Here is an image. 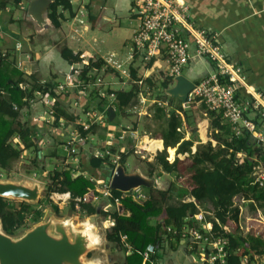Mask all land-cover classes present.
<instances>
[{
  "label": "trees",
  "instance_id": "16d2710c",
  "mask_svg": "<svg viewBox=\"0 0 264 264\" xmlns=\"http://www.w3.org/2000/svg\"><path fill=\"white\" fill-rule=\"evenodd\" d=\"M5 0H0V7ZM17 5L20 0H12ZM68 9L73 16L71 5L68 0H51L48 8V18L53 27L59 28L64 19L62 11ZM136 52V51H135ZM61 58L71 66L78 67V78L88 80L92 78L94 72L98 71L101 61L93 58L86 59L81 51H74L66 44L59 47ZM136 70L131 69V79L136 80ZM72 72V70H71ZM75 72V71H74ZM73 72V73H74ZM151 77L145 78L147 85L152 86ZM171 82V78H170ZM170 82L160 83L158 93L155 99L163 102L170 101L174 97L164 93L165 87ZM198 82V81H195ZM56 82L41 79L35 73L26 74L21 70L17 63L6 56L0 54V168L9 170L14 162L21 158L20 149H16L11 139L18 136L23 149L33 148L35 153L36 141L34 132L30 126H25L20 115L23 109L33 107L35 102H40L44 96L69 100L71 97H77L76 91L62 92L58 94L54 91ZM139 87L133 83L128 90H115V105L118 109H124L129 102L137 96ZM85 99V103L83 100ZM177 107L170 108V103L165 106L157 103L152 104L153 118L157 126L152 132H147L150 137L158 138L163 141V149L158 151L151 162H146L149 167L148 175L152 176L155 166L160 167L167 173H176L177 179L181 183L176 187L174 183H169L165 189L148 188V195L145 200L138 202L130 196H121V192L111 189L112 196L108 199L115 205L114 198L119 200L118 207L111 212H102L110 219L111 226L106 231V240L114 244L123 252L121 261H115L112 264H143V252L148 244H157V251L147 259L144 264H153L152 262L160 259V252L163 245V238L160 234V226L163 221L167 225L179 227L184 219L192 216L200 209L210 212L207 219L212 225V238L224 236L228 239L227 255L224 264H245L244 255L264 252V226L259 229H249L246 235H243L239 226V208L233 205L232 198L240 195L249 199L250 206L253 208L264 209V185L255 182V167L258 163H264V150L248 134L236 136L231 131L229 124L223 122L221 114L214 111H205L208 116V137L205 143L194 144L192 137L185 136V128L190 126L188 113L184 109V102L178 99ZM171 102V101H170ZM79 103L85 104V109H89L87 97H80ZM103 103V101H100ZM54 114L58 123L60 116L74 121L76 117L69 115L64 111L59 102L55 104ZM170 109V112L168 110ZM182 114H181V113ZM258 119H255L257 121ZM81 139L86 134L94 132V128L84 130L78 126ZM60 132V131H59ZM49 135L44 139L54 142L62 140L59 135ZM56 133V131H55ZM82 141V140H81ZM214 141V144L212 143ZM79 142L80 152H86L83 144ZM195 146V150H193ZM174 149L175 158L171 161L170 153ZM180 158L178 154H185ZM237 153H242V160H239ZM36 159V155L34 156ZM107 157H101L92 154L88 159L79 158L77 171L80 174L71 172L69 169H54L49 177L46 192L49 196L52 192H69L70 207L74 210L75 199L78 201L80 213L91 215L96 212L95 205L92 204L95 180L104 179L107 170L104 167V161ZM121 161H125V155L122 154ZM43 162L39 166H43ZM94 179V181L91 180ZM175 193L180 199L176 203H169V197ZM187 197L188 199H186ZM86 198L85 200H82ZM18 207L14 206L13 201L0 197V219L3 230L11 235L24 226L27 214L30 213V205L23 201H17ZM203 207V208H201ZM54 211L58 212L56 206ZM31 221L38 222L42 218V211L35 209L31 214ZM190 225H192L189 222ZM167 239L174 238L175 243L179 244V235L168 234ZM174 250L176 245L171 243ZM208 264V263H204ZM212 264H219L215 261Z\"/></svg>",
  "mask_w": 264,
  "mask_h": 264
},
{
  "label": "built area",
  "instance_id": "2783aa9c",
  "mask_svg": "<svg viewBox=\"0 0 264 264\" xmlns=\"http://www.w3.org/2000/svg\"><path fill=\"white\" fill-rule=\"evenodd\" d=\"M131 1L133 11L138 16L139 23L131 37L132 49L129 57L132 58L135 51L139 54L142 53L146 59H150L156 55L165 56L169 65V76L174 81L175 77L182 74L183 68L190 60L208 59L213 64V70L201 77L197 83H194V87L188 93V98L198 99L202 102L205 106V111L220 113L223 122L230 125L234 135L248 134L264 150V92L253 89L246 83V77L243 74L241 66L235 62H231L224 55L219 47L217 36L204 29H197L190 23L188 19L189 6L183 0ZM106 61L119 70L127 81H131L139 87L134 100L138 101L140 105H130L132 111L137 113L138 116L148 114L146 102L150 104L157 103L161 106L166 104L159 99H155V97H147L150 100L147 101L148 99L142 95V88L146 86L145 78L147 76H142L136 80L130 79L128 67H122L123 63L115 59L113 54H110L106 58ZM98 84H101L100 78L91 81L90 79L83 80L76 77L74 81L69 82L66 80L63 83H59L56 89L58 92L76 91L75 93L78 96L75 99L78 100ZM76 89L79 90L77 91ZM100 94H103V92H100ZM107 97L114 100L115 95L113 92H110ZM41 101L43 104H47L46 107H48L45 109V115L41 118L51 125L54 124L56 121L53 108L54 97L47 95ZM82 118L84 120L87 118L89 122L80 121L79 117L75 122L81 125L84 130L88 129L93 123L101 122L96 112L91 113L86 109H83ZM255 119L258 120L255 121ZM58 125L60 128L59 135L63 138L65 137L63 128L65 126L67 132L71 126V122L64 117H59ZM69 132L71 136L68 141L65 140V145L67 144V148L75 150L73 145L76 142H82L83 139H81L79 131L76 129L69 130ZM34 139L36 141V138ZM45 141L48 142L47 139ZM126 141L131 143V147L124 152L128 153L130 150L145 162L152 161L156 153L162 149L161 139L152 138L145 131L134 127H121L114 142L118 144ZM116 144L113 143L111 138L106 139L104 143L99 145L94 154L107 157L110 154V147L113 148ZM38 151L36 153L37 158H39ZM178 156L181 157L182 155L178 154ZM170 157L171 161L175 158L174 150L170 154ZM237 157L239 160H242V153H237ZM119 159L120 155L117 154L104 161L107 175L111 174L112 176L114 174L119 164ZM91 180L94 181L93 178ZM255 182L260 186L264 185V163L262 162L258 163L255 167ZM94 190L96 191V195H93L94 199L100 194L104 197H111L109 181H106L105 178L95 180ZM126 195H129L138 202L145 200L147 197L143 193L141 185L135 186L129 191H122L120 197ZM49 196L54 202L56 201L55 199H64L63 203L68 204L70 201L69 192H52ZM85 199L83 198L82 200ZM80 200V198L75 199L74 211H79L77 203ZM114 200L118 204L119 200L117 198ZM232 200L233 205L239 208V226L244 234V231H249L250 228L249 224L245 228L241 223V215L246 210L244 203L247 202V199L236 195ZM197 208L196 212L192 216L185 218L179 227L167 225L163 221H160V234L164 239L163 241H166L167 235L170 233L179 235L182 246L186 247V249L188 247L189 250L191 248L198 250L199 258L196 264H212L215 261H218L219 264H224L228 252V239L224 236L212 238V225L207 219V216L211 214L209 211L200 209V207ZM249 220L261 222L262 218L260 213H258L257 216ZM111 223L110 221V225ZM157 248V244H148L146 246L143 252V264L155 253ZM189 253L186 255L187 259L193 262L191 258L193 256L191 252ZM243 262L245 264H264V252L254 253L252 256L250 254L244 255Z\"/></svg>",
  "mask_w": 264,
  "mask_h": 264
},
{
  "label": "rangeland",
  "instance_id": "374dc122",
  "mask_svg": "<svg viewBox=\"0 0 264 264\" xmlns=\"http://www.w3.org/2000/svg\"><path fill=\"white\" fill-rule=\"evenodd\" d=\"M91 0H78L73 3L74 11L76 13L75 20L72 22V25H69V28L75 32V34L79 35V38H74L71 42V40L68 41L70 45H72L73 48L81 49V53H85V58H93L94 60L101 61L102 67L99 68L98 71L91 74L93 77L89 78L91 81L96 80L97 78L101 79V84H98L94 88H92L86 95L87 102L89 103L88 108L86 110H89L91 113L96 112L99 116V119L101 122L94 123L91 127L94 128V132L87 134L84 138L85 141H87L90 145V151L88 152H80V148L76 143L73 145L75 150L73 148H67L65 145V140L68 141L71 134L69 130L77 129L76 122H71V126L66 132L65 126L63 128L65 137L62 138V140H54V142H46L44 137L52 135L51 131H45V129H38L37 132L39 133L36 135V149H39L38 151V157L34 159L35 156V150L33 148H30L26 151H22L21 158L14 162L13 166L9 170H4L0 168V180H8V181H14V182H20L23 181L27 184H31V182L38 180L42 182V192H40L39 200L37 203H28L30 205V213L27 214L25 224L23 227H21L19 230L16 231V235L22 233L24 230L30 228L34 225V223L31 221L30 214L35 209H40L42 211V218L43 220L48 210H52L53 214H55L56 217H65L66 215L71 214V217L74 219V221H80L81 219H84L87 217L85 213H80V211H74L73 209H70V206L68 203H63V200L55 199L54 202L50 196L47 195L46 187L47 184L50 182L49 177L46 176V174L49 172L51 175V171L54 169L61 170V169H69L72 173L77 171L78 169V163L80 154L81 157H84L85 159H88L90 155L93 153H96L98 145L104 143L106 139L111 138L113 143L116 144L115 139L116 135L118 134L119 129L123 125H128L132 127H136L139 130H146L147 132H152L156 126L157 123L155 119L153 118L152 114V105L149 102H146L145 105L148 107V110H151L150 116H141L138 117L136 113L132 111V107L130 105H137L139 106L140 103L136 100H133L130 105L126 106L124 109H118L115 105V101L112 99H109L107 95L113 90L117 88H123L125 90H128L131 87V83H124L120 84V82L124 79L119 72L114 68V66L106 63L104 58H102L101 54H103L106 51L115 50L116 52L112 51L108 53L105 58H107L110 54L114 55V58L116 59V53L120 52L118 50H122V52H129L132 49V43L129 38L130 28L132 25L128 24L127 29H122V32H107L105 35L109 38L108 45H101L100 38L97 39V41L93 40V34L91 33V27L89 26V23H87V15L85 12V6L83 4H86L90 2ZM21 2V4H20ZM20 2L15 5L13 4L12 0H9V2L4 1V5L0 7V23L2 30H0V54H6L7 57L12 58L16 63L19 60L20 65L18 67H29V65L33 62V58L38 56L39 58L42 55V52L44 50H47L48 48H56L59 49L60 45L66 44V40L62 36V30L60 28L55 29L50 22V20H47V24L42 27H36L35 28V21L31 18L27 17L28 14L26 13V10L24 9V6H26L27 0H20ZM5 9V10H4ZM124 16L120 17L118 20L120 21L121 25L125 27L126 22L128 23L130 20V17H128V12L123 11ZM12 16H15L16 19L12 21ZM34 21V22H33ZM16 22V24L14 23ZM15 24V33L10 32L9 30H6V26L9 29H12L10 24ZM136 24V23H135ZM117 26V25H115ZM5 31V32H4ZM94 34H96L94 32ZM77 41V42H75ZM20 43L21 49L16 50L14 47L15 43ZM99 43V48L102 50V53H94L93 50H91L92 53L87 51V47L90 45H94V43ZM95 46V45H94ZM18 49V48H17ZM79 51V50H78ZM118 60V59H117ZM132 58L129 57L124 63L126 65L132 63ZM37 60L34 59V62L36 63ZM119 61V60H118ZM122 62V61H120ZM190 64V63H189ZM188 64V65H189ZM144 65V62L141 61V64H139L138 67H141ZM186 65L185 67H187ZM75 67H81V65L77 64ZM185 67L182 70V75H187L188 72L185 71ZM79 69V68H78ZM197 70V66L194 67V71ZM75 77H78V72H74ZM62 80V78H60ZM158 76L153 81V85L149 86L146 84V86H143V93L142 95L148 99V98H154L158 93L162 91H158V85L159 82ZM113 87V88H112ZM77 91L79 89H76ZM100 92H103V94H100ZM106 94V95H105ZM105 95V97H104ZM148 97V98H147ZM179 98H173L169 101L170 108L173 109V107H177L179 104L178 101ZM100 101H103V103H100ZM147 101H150L149 99ZM61 108L69 113V115L77 114L80 118V121H84L85 123H88L89 120L86 118L85 120L83 117V109H85V104L79 103L73 99H70L67 101V106H65L62 103H59ZM184 109L188 113V120L190 122V126L186 127L184 132L186 137H192L195 141V145L199 143H205L210 138L208 137V116H206L205 113V106L202 102H200L198 99H189L186 100L183 104ZM111 106L113 108V111L115 115L113 118H109V115L107 113V107ZM83 108V109H82ZM21 116V115H20ZM205 121L206 123V138L203 140L198 133H196L195 127H199V124ZM200 128V127H199ZM203 128V127H202ZM200 128V129H202ZM198 129V128H197ZM203 130V129H202ZM53 132L56 131V134L60 131L59 125H55V129H52ZM79 131V130H78ZM44 136H42V134ZM11 142L18 146L17 142L14 140V138L11 140ZM214 144V141L212 142ZM120 144V147L117 145H114L113 148L110 147V154L107 156V160L117 155L118 151H125L128 149L129 144ZM22 147V144H20ZM97 145V146H95ZM125 145V146H123ZM194 147V146H193ZM20 148V147H19ZM185 155L182 154L181 158H184ZM43 162V166H39V163ZM127 165H125V169L127 172H131L135 167L139 168L142 172L148 173L149 167H147L142 159H139L137 156L134 157L133 154L127 155ZM154 175L157 176L158 181L164 184V189L168 187L169 183H174L176 187H179L181 183L177 179L176 173H167L163 171L160 167L155 166L154 169ZM36 173V174H35ZM147 189L143 190V193L146 194ZM174 193V192H173ZM96 195V193L94 194ZM92 204L95 205V207L99 210V220H103V222L106 224V226L110 225V220L107 215H103L102 212H111L114 209L118 207V204L113 205L108 198L102 196L100 194L97 198H91ZM10 200V199H9ZM178 199L175 196V193L169 197V203H176L178 202ZM10 201H13L15 204L14 206L19 205L17 201L21 200H14L11 199ZM54 206L58 208V212L54 211ZM203 208V207H201ZM259 209V208H258ZM261 212L264 213V209H259ZM244 215L248 216H254L256 214V210L250 206V204H246V211L243 213ZM40 220V221H41ZM244 221V218L241 219V221ZM242 221V222H243ZM241 222V223H242ZM254 225V222H252ZM258 224V223H257ZM255 227V225H254ZM259 226H257L258 228ZM256 227L254 229H257ZM260 230L263 231L261 227H259ZM103 245L105 243H108V247L103 249L101 246L98 248H94L90 250L88 255L85 258H90L93 255H98L100 259L104 261V264H112L115 261H121L123 258V252L119 248H117L114 244L107 242L106 240H102ZM171 243L176 245V248L172 250ZM185 249L183 246H179L175 243L174 238L168 239L163 245L161 246L160 252L162 253V256L160 259L156 260L157 264H185V262L189 263L187 256L184 254L186 251H182L181 249ZM187 249H189L187 247ZM178 252H180L183 255L184 261L178 257ZM195 258H197L196 254H192ZM107 260V261H106ZM161 260V262L159 261Z\"/></svg>",
  "mask_w": 264,
  "mask_h": 264
},
{
  "label": "crops",
  "instance_id": "0c3cea01",
  "mask_svg": "<svg viewBox=\"0 0 264 264\" xmlns=\"http://www.w3.org/2000/svg\"><path fill=\"white\" fill-rule=\"evenodd\" d=\"M9 2V0H5ZM28 1V0H27ZM71 5V10L73 12V16L70 15L68 9L60 10L64 16V19L61 21V26L59 27L60 30L63 32L61 33L64 39L66 40V45L72 48L75 52L81 51V49H75L68 43L69 40H73L74 38H79L78 34H75L69 28V25H72V22L75 20V11L73 7V3L75 1L68 0ZM189 6V14L188 19L190 23L197 29H204L211 34H215L219 41V47L221 51L226 55V57L231 61L239 64L242 68L243 74L246 77V83L253 89H257L258 91L264 92V0H183ZM14 4V3H13ZM21 4V2H20ZM5 6V4H2ZM85 6V12L87 15V23L91 27V33L94 35L93 40L97 41L100 38L101 45H108L109 38L105 35L107 32H115L117 31L122 32V29H127V25L130 24L132 27L130 28L129 38L131 40L133 31L137 27L139 23L138 16L133 11V4L131 0H91L90 2L83 4ZM6 7V6H5ZM8 8V7H6ZM24 9L26 10L25 6ZM5 10V9H4ZM123 11L128 12V17H130L129 22L125 24L123 27L118 20L120 17L124 16ZM29 17V15L27 16ZM48 17V13H47ZM31 18V17H29ZM12 21L16 19L15 16H12ZM32 19V18H31ZM33 20V19H32ZM49 20V18H48ZM34 22V21H33ZM16 24V22H14ZM35 23V28L39 25ZM136 23V24H135ZM10 24V23H9ZM15 24H10L12 29H9L6 26V30L10 32L15 31ZM37 25V27H36ZM117 25V26H115ZM42 27V26H39ZM55 28V27H54ZM58 29V28H55ZM2 30V28H0ZM5 32V31H4ZM94 32L96 34H94ZM16 34V33H15ZM74 41V40H73ZM77 42V41H75ZM73 43V42H72ZM99 43L95 42L94 45H90L87 47V51L92 53H102L101 49L99 48ZM20 43H15L14 47L16 50L21 49ZM18 48V49H17ZM116 52L115 50H111L110 52ZM120 52L116 53V59L122 61V67H128L129 71L131 69H135L136 76L142 77L147 76L150 80H155L158 76V82L166 83L170 82L169 76V65L165 58V56L156 55L150 59H146L142 53L134 52L132 56V63L126 65L124 61L129 58V52H122V50H118ZM109 51L104 52L101 54L102 58L110 53ZM82 55L85 56V53L82 52ZM34 59L37 60L36 63ZM104 60V59H103ZM141 61L144 62V65L138 67L141 64ZM190 63V64H189ZM189 65L185 67V71L188 72V76L185 75L191 81H199L201 77L207 75V73L213 70V64L205 58L201 59H192L189 61ZM17 65H20L19 60L17 61ZM197 66V70L194 71V67ZM23 70L26 74L35 73L41 79L44 80H53L58 85L59 83H63L66 80L71 82L75 80L76 72L75 68L78 67L71 66L66 61H64L60 54L59 49L56 48H48L42 52L41 57L38 56L33 58V62L29 65V67H19ZM184 69V68H183ZM72 70V72H71ZM120 74V73H119ZM123 78L124 76L120 74ZM62 78V80L60 79ZM172 80V79H171ZM127 81L125 78L120 82V84H124ZM159 86V85H158ZM113 88V87H112ZM131 88V87H130ZM129 88V89H130ZM70 89V88H69ZM115 90H125L123 88L113 89ZM61 94L62 92L59 91ZM55 100V98H54ZM77 102L79 100L73 99ZM59 103L64 104L67 106L68 100H63L57 98L55 100V104ZM85 103V99L83 100ZM47 104H43L42 101L36 102V104L31 108L23 109L21 111L20 120L25 126H30L36 135L39 133L37 132V128L45 131H51V134L56 135L52 129H55V126L51 125L50 123L43 120L41 117L45 115V109ZM83 109V108H82ZM170 112V109L168 110ZM181 113V112H180ZM69 114V113H68ZM182 114V113H181ZM115 115V113H114ZM202 129H200V128ZM199 129L203 132V136L200 132H196L200 135V137L204 140L206 138V123L202 121L199 124ZM42 134V133H41ZM44 136V134H42ZM45 137H48L45 136ZM14 140L18 143L14 145L16 149H20L22 151H26L28 149H23L20 144L18 136L13 137ZM12 138V139H13ZM11 139V140H12ZM50 143V141L48 140ZM130 143L129 141H126ZM97 146V145H95ZM162 146V143H161ZM20 147V148H19ZM85 149L90 151V145L86 144ZM195 150V146L193 147ZM21 151V152H22ZM249 202H245L244 206ZM256 210V214L254 216L244 215L245 211L241 215V219L244 218L242 222L243 227L246 228L247 224L250 225L249 229H254L257 226H264V213L261 212L257 207L254 208ZM260 213L261 215V222H257L252 219L253 217L257 216ZM254 222V225L253 223ZM258 223V224H257ZM247 231H244L243 235H246ZM179 245V244H178ZM181 245V244H180ZM179 245V246H180ZM186 249V247H185ZM185 249H181L183 252ZM186 253L191 252L192 254H196L197 258L194 256L191 257L193 262L192 264H196L199 253L198 250L192 249L185 251ZM184 252V254H185ZM178 257L181 258L183 261V255L178 252ZM186 255V254H185ZM161 262V260H159ZM157 263V262H156ZM185 264H188L184 261Z\"/></svg>",
  "mask_w": 264,
  "mask_h": 264
},
{
  "label": "water",
  "instance_id": "95a60500",
  "mask_svg": "<svg viewBox=\"0 0 264 264\" xmlns=\"http://www.w3.org/2000/svg\"><path fill=\"white\" fill-rule=\"evenodd\" d=\"M50 3L51 0H28L26 13L39 26H45ZM193 87L191 80L179 75L175 77L174 84L165 89V93L185 101ZM54 91L59 93L57 89ZM107 111L109 118H113L112 107H108ZM195 130L199 132L197 127ZM109 180L110 188L120 191H129L138 185L163 189L162 183L142 175L138 169L126 173L121 164L117 165L112 176H106V181ZM42 188V182L38 180L31 184L0 180V197L37 203ZM98 212L97 209L96 213L74 221L71 214L56 217L52 210H48L43 220L17 235L6 233L0 219V264H104L98 255L85 258L94 248L108 247V243L103 245L102 240H106L105 234L109 227L99 220Z\"/></svg>",
  "mask_w": 264,
  "mask_h": 264
},
{
  "label": "clouds",
  "instance_id": "9594fccd",
  "mask_svg": "<svg viewBox=\"0 0 264 264\" xmlns=\"http://www.w3.org/2000/svg\"><path fill=\"white\" fill-rule=\"evenodd\" d=\"M74 1H78V0H74ZM104 60L106 61V58H104ZM106 63H108V62L106 61ZM108 64H110V63H108ZM110 65H111V64H110ZM112 66H113V65H112ZM114 68H115V67H114ZM115 69H116V68H115ZM116 70H117V69H116ZM117 71L121 74V72H120L119 70H117ZM129 72H130V71H129ZM181 75H182V74H181ZM130 76H131V73H130ZM183 76H184V75H183ZM170 77H171V76H170ZM138 78H140V77H138ZM130 79H131V77H130ZM171 79H172V80H171V82H170V84H169L168 87H171V86L174 84V82H175L174 79H173L172 77H171ZM187 79H188V78H187ZM192 82H193V83H197V82H195V81H192ZM128 83H131V85L133 84V82H131V81L128 82ZM56 86H57V85H56ZM168 87L163 88L164 91H165V89L168 88ZM54 89H56V87H55ZM112 91H114V90H112ZM56 93H57V92H56ZM58 94H59V93H58ZM82 97L86 98L85 95H83ZM170 97H173V96H170ZM135 98H136V97H134V98L129 102L128 105H130V103H131ZM174 98H179V97H174ZM70 99H75V97H71ZM70 99H69V100H70ZM179 99H180V98H179ZM189 99H190V98L187 97L186 100H189ZM78 100H79V99H78ZM186 100H185V101H186ZM54 101H55V100H54ZM167 102H169V101H166L165 103L167 104ZM35 104H36V103H34V105H35ZM166 104H165V105H166ZM34 105H33V106H34ZM151 105H152V104H151ZM165 105H164V106H165ZM42 106H43V103H42ZM109 107H111V106H109ZM53 108H55V107H54V103H53ZM107 108H108V107H107ZM112 109H113V108H112ZM151 110H152V109H151ZM151 110L149 109V110H148V114H145V115H146V116H150V114H151ZM54 111H55V109H54ZM168 112H169V111H168ZM107 113H108V115H109V112H108V111H107ZM134 113H135V112H134ZM152 113H153V111H152ZM136 115H137V113H136ZM145 115H140V116L137 115V116H138V117H141V116H145ZM72 116L76 117L74 121H70V120H68V119L65 118V117H64V118L67 119V120L70 121V122H75L76 119L78 118V115H77V114H74V115H72ZM60 117H63V116H60ZM57 124H58V123H57ZM76 124H77V123H76ZM93 124H94V123H93ZM93 124H92V125H93ZM52 125H53V124H52ZM92 125H91V126H92ZM78 126H81V125L77 124V129H76L77 131H78ZM91 126L89 127L90 129L92 128ZM126 126H128V125H123L122 127H126ZM128 127H132V126H128ZM89 128H88V129H89ZM134 128H136V127H134ZM88 129H86V130H88ZM143 131H145V132L147 133L146 130H143ZM147 134H148V133H147ZM86 135H87V134H86ZM117 135H118V134H117ZM148 135H149V134H148ZM149 136H150V135H149ZM85 137H86V136H85ZM83 141H85V140L83 139ZM85 142H86V143L83 144L84 148H86V147H85L86 144H89L87 141H85ZM78 143H79V142H76V145H78ZM125 143H127V142H123V143H121V144H125ZM128 144H129V147H128V149H129V148L131 147V143H128ZM100 145H101V144H100ZM116 145L120 147V144H119V143L116 144ZM123 146H125V145H123ZM98 147H99V145H98ZM162 149H163V141H162ZM162 149H161V150H162ZM85 150H86V149H85ZM173 150H174V149H173ZM193 150H194V149H193ZM37 151H38V149H37ZM86 152H88V150H86ZM130 153L133 154L130 150L128 151V153H125V152L122 151V150L117 152V154L120 155L119 164H121V165L124 167V169H125V167H126L125 165L128 164V163H127V155L130 154ZM174 153H175V152H174ZM122 154L125 155V161H124V162L121 161ZM170 154H171V153H170ZM35 155H36V153H35ZM133 155H134V154H133ZM181 155H182V154H181ZM183 155H186V154H183ZM135 156H136V155H134V157H135ZM180 158H181V157H180ZM150 162H151V161H150ZM144 163H145V165L147 164L145 161H144ZM104 167H105V165H104ZM105 169H106V168H105ZM135 169H138L142 175L147 176V177H151V178L156 179V180L158 181V178H157V176L154 175V172H152L153 174H152V176H150V175H148L147 173L142 172V171H141L139 168H137V167H135L131 172H133ZM153 171H154V170H153ZM125 172H126V173H131V172H127L126 169H125ZM76 174L78 175V174H80V172H79V171H76ZM106 176H108V175H107V174L105 175V177H104L105 180H106ZM109 182H110V180H109ZM158 182H159V181H158ZM160 183H161V182H160ZM162 184H163V183H162ZM109 186H110V184H109ZM141 186H142V185H141ZM142 188H143V190H144V188H147V191H148V188H152V187H145V186H142ZM163 189H164V184H163ZM115 190H116V189H115ZM118 191H120V190H118ZM120 192H121V195H122V191H120ZM145 192H146V191H145ZM146 195H148V192H146ZM111 196H112V194H111ZM126 196H129V195H126ZM106 198L109 199L110 197H106ZM185 198H187V197H185ZM114 199H115V198H114ZM250 201H251V200L247 199V202L250 203ZM114 202H115V200H114ZM115 204L117 205V203H115ZM69 206H70V204H69ZM96 212H97V208H96ZM96 212H95V213H96ZM109 220H110V219H109ZM110 226H111V225H110ZM110 226H109V228H110ZM171 239H172V238H171ZM167 240H168V239H166V241H167ZM166 241H163V242L165 243ZM179 245H180V240H179ZM180 246H182V245H180ZM183 247H184V246H183ZM185 250L187 251V249H185ZM156 251H157V250H156ZM156 251H155V252H156ZM185 254L187 255V254H190V253H186V252H185ZM188 261H189V260H188ZM189 263L192 264L191 261H189Z\"/></svg>",
  "mask_w": 264,
  "mask_h": 264
},
{
  "label": "bare ground",
  "instance_id": "6f19581e",
  "mask_svg": "<svg viewBox=\"0 0 264 264\" xmlns=\"http://www.w3.org/2000/svg\"><path fill=\"white\" fill-rule=\"evenodd\" d=\"M175 92H177L178 90H174ZM199 132L201 133V135H202V137H204L203 136V132L199 129ZM36 174V173H35ZM148 181V180H147ZM144 189H147V188H144ZM89 264V263H88Z\"/></svg>",
  "mask_w": 264,
  "mask_h": 264
},
{
  "label": "flooded vegetation",
  "instance_id": "af4514ba",
  "mask_svg": "<svg viewBox=\"0 0 264 264\" xmlns=\"http://www.w3.org/2000/svg\"><path fill=\"white\" fill-rule=\"evenodd\" d=\"M156 262H157V261L155 260V261H153L152 263H153V264H157Z\"/></svg>",
  "mask_w": 264,
  "mask_h": 264
}]
</instances>
